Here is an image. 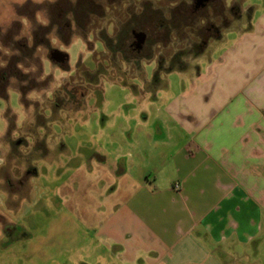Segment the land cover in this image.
<instances>
[{
    "label": "rangeland",
    "instance_id": "374dc122",
    "mask_svg": "<svg viewBox=\"0 0 264 264\" xmlns=\"http://www.w3.org/2000/svg\"><path fill=\"white\" fill-rule=\"evenodd\" d=\"M144 4L160 11L172 25L167 31L150 30L144 54H153V60L144 63V80L136 77L134 63L117 57L122 72L140 90L134 92L106 77L97 85L89 83L84 71L94 74L101 64L109 68L98 34L106 31L114 37ZM253 5L262 6L264 0H217L205 9H195V0H0V175H11L7 197L18 202L17 208L7 204L0 209L10 223L0 222V254L10 257L0 264H28L22 260L27 255L74 251L71 238L81 229L75 233L70 226L76 218L83 219L82 208L93 209L97 223L106 218L107 211L98 210L105 199L97 201L104 184L111 183L105 175L117 178L124 174V165L127 174L153 167L155 160L159 163L169 138L165 105L189 89L198 66H206L218 48L227 45V36L218 41L224 34L247 27ZM79 6L84 7L77 17L83 20L87 40L79 35L71 14ZM51 21L58 26L49 28ZM71 31V43L65 45L57 33L67 40ZM203 42L207 49L197 56ZM54 50L67 54L68 61L52 62ZM179 53L188 70L164 75L162 87L145 91L157 62L168 66ZM66 83L70 89L82 85L85 96L63 102L68 96L61 92L57 98ZM155 95L161 98L153 101ZM145 115L147 121L142 120ZM139 123L145 125L139 128ZM150 175H159L162 184L175 177L166 163L151 168ZM122 198L107 200L118 204ZM86 238L89 243L87 231ZM85 249L100 251L93 245Z\"/></svg>",
    "mask_w": 264,
    "mask_h": 264
},
{
    "label": "crops",
    "instance_id": "0c3cea01",
    "mask_svg": "<svg viewBox=\"0 0 264 264\" xmlns=\"http://www.w3.org/2000/svg\"><path fill=\"white\" fill-rule=\"evenodd\" d=\"M249 9L247 27L224 34L218 41L227 36V45L206 66L197 65L189 89L165 105L169 138L153 167L170 165L173 182L160 183L148 165L127 174L124 165L117 178L105 175L111 183L97 194L98 202L105 199L98 210L107 211L106 218L95 222L94 210L84 206L83 219L71 223L75 233L81 229L70 240L76 243L73 252L38 253L22 260L264 264V5ZM0 181V209L7 204L17 208L18 202L7 197L11 175H0ZM115 195L123 197L121 203H109ZM0 222L10 224L2 214ZM85 245L100 251L87 252ZM7 259L9 255L0 254V261Z\"/></svg>",
    "mask_w": 264,
    "mask_h": 264
},
{
    "label": "trees",
    "instance_id": "16d2710c",
    "mask_svg": "<svg viewBox=\"0 0 264 264\" xmlns=\"http://www.w3.org/2000/svg\"><path fill=\"white\" fill-rule=\"evenodd\" d=\"M213 2L216 1H210L205 6V8ZM141 7L142 8L140 13L137 15L133 13L130 19L125 24H123V28L114 37L108 35L106 31H101L98 34L99 39L104 43L106 49L105 58H107V60L109 61V68L106 69L101 64L98 66V69L94 74H91L88 71H84L83 74L89 83L97 85L99 83V78L106 77L110 82L130 88L134 92H138L140 90L138 88V85L131 84L129 81L130 79H127L126 73L122 72L118 64L117 57L120 55L123 62L134 63L136 70L139 74L136 77H138L140 80H144V63L153 60V54H144L146 47H148L150 43V30L154 29L160 31L162 29H165L167 31L172 25V23L166 21L165 17H163L160 11H154L151 5L144 4L143 6L141 5ZM80 8L82 9L84 7H77L76 9L71 11V14L73 15L74 24L81 30L79 35L83 39L87 40L88 34L83 29V20L80 21L81 19H78L77 17V15H79L78 12ZM154 18H156V21L155 23H152V19ZM70 22L71 21H68L67 25V27L69 28H71ZM54 26L58 25L56 22L51 21L49 28H53ZM139 33H143L146 35V40L142 45L138 44V40L136 38V35ZM57 36L60 40L63 41L65 45H69L73 37V32H70L69 38L67 40L64 39V36L61 32H58ZM215 39L217 40L218 36ZM41 45H43V41L39 42V46ZM206 47L207 43L205 42L199 45L197 47V56L202 55L207 49ZM183 56L184 55H182V53L175 55V57L172 59L168 66H166L164 61H158L157 68L153 75V81L149 82L151 84L146 82L145 85L147 86V89H145V91H157L160 87H162V85H164V75H169L174 72L182 73L188 70L189 67L182 61ZM112 68L113 70H116V73H113L111 71ZM68 86L69 84L66 83L64 87L57 93V98L61 97V92H64L68 96L67 99L62 98L63 102L72 101L79 96H85L86 90L82 89V85H75L71 89ZM78 107L79 105L76 106V108Z\"/></svg>",
    "mask_w": 264,
    "mask_h": 264
},
{
    "label": "water",
    "instance_id": "95a60500",
    "mask_svg": "<svg viewBox=\"0 0 264 264\" xmlns=\"http://www.w3.org/2000/svg\"><path fill=\"white\" fill-rule=\"evenodd\" d=\"M209 2L210 0H195V7L197 9L204 8ZM136 38L138 40V44L142 45L146 40V35L139 33L136 35ZM50 60L55 63L64 64L68 61V55L61 51L54 50L50 53Z\"/></svg>",
    "mask_w": 264,
    "mask_h": 264
},
{
    "label": "built area",
    "instance_id": "2783aa9c",
    "mask_svg": "<svg viewBox=\"0 0 264 264\" xmlns=\"http://www.w3.org/2000/svg\"><path fill=\"white\" fill-rule=\"evenodd\" d=\"M175 187H176V189H178L179 188V185H176Z\"/></svg>",
    "mask_w": 264,
    "mask_h": 264
},
{
    "label": "flooded vegetation",
    "instance_id": "af4514ba",
    "mask_svg": "<svg viewBox=\"0 0 264 264\" xmlns=\"http://www.w3.org/2000/svg\"><path fill=\"white\" fill-rule=\"evenodd\" d=\"M210 1H217V0H210Z\"/></svg>",
    "mask_w": 264,
    "mask_h": 264
}]
</instances>
